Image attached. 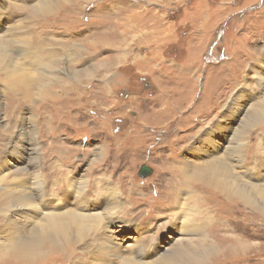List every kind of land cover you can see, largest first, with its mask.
I'll return each instance as SVG.
<instances>
[{"label":"rangeland","instance_id":"obj_1","mask_svg":"<svg viewBox=\"0 0 264 264\" xmlns=\"http://www.w3.org/2000/svg\"><path fill=\"white\" fill-rule=\"evenodd\" d=\"M22 123L30 162L18 151ZM143 164L151 171L140 177ZM200 165L228 190L191 180ZM32 173L46 194L5 205L2 190H32ZM73 179L88 190L67 194ZM116 201L127 227L113 244L103 231L26 255L45 214ZM170 252L264 264V0H0V264L147 263Z\"/></svg>","mask_w":264,"mask_h":264},{"label":"bare ground","instance_id":"obj_2","mask_svg":"<svg viewBox=\"0 0 264 264\" xmlns=\"http://www.w3.org/2000/svg\"><path fill=\"white\" fill-rule=\"evenodd\" d=\"M51 4L52 3H49L48 1H43L40 3L39 10L44 12V13L49 12L51 10L50 8L52 7ZM74 73H76V72H74ZM73 79L74 78H72V80ZM58 82H60V80ZM72 82H74V80ZM50 90H49V92L46 93L45 97L41 98V101L45 100V98L48 97V95H50ZM26 125L27 124L22 123V126H24V127H23V129H21V134L17 135V137L18 136L21 137L19 139L25 141L26 145L18 151L24 157H26L28 162H30L31 159L33 160L35 157V150L36 149L33 146L32 138L28 137L30 135V126L27 125L28 126L27 127ZM228 148H230V147H228ZM207 167H208L207 165H200L198 172L195 173V175L193 177L190 176L191 180H197V181L198 180H200V181L204 180L205 183L213 185L217 192H222V191L228 190L227 186L222 181H219L220 179L218 177H216L215 175L211 177V180L205 179L203 177V172L207 171V169H208ZM217 171H219V170H217ZM24 173L26 174L27 177H29L30 174L28 173V171H25ZM226 173L232 174L233 172L228 171ZM187 177L188 176H186V181H187ZM30 178L31 179H30L29 184L26 181H24V179H23L22 184L20 186H24V185L28 184L27 188L28 187H34V188H32V190H25V189L23 190L22 189V190L17 191L15 189L14 192L5 191L7 193H4L2 190V196H3L2 201H3V203L7 206L15 207V209L19 210V209H23L24 207H27L26 203L30 200V198H32V196L33 197H38V196L41 197L42 195L46 194L47 190L45 189V181L43 180V184L39 183L38 178L35 175H33V173H32ZM20 182L21 181H17V183H20ZM86 187H87V183L85 181H82V182L77 181L76 182L74 179L71 181H69V180L66 181V190H67L66 192H67V194H73L74 196H76V194H78L82 191H87L88 188L84 189ZM93 187L94 186H92L89 189V191H93L94 190ZM182 187H183V185H182ZM9 194L12 195L13 198H11V196ZM80 195L81 194H79L78 197H80ZM53 197L54 196H52L51 198H53ZM91 201H88L87 204H85L83 202L84 204L82 203L80 205V207H84V209H92L95 207V206H93L92 203H100L101 202L104 205L105 203L108 202V200H105L103 198H101L97 202L93 201L91 203ZM117 203H118V201H116L115 204L112 206V208H111L112 211L110 210V208L107 209L106 208L107 206H104V208H102L103 209L102 211H97L96 213L92 212V213L80 214V213L75 212L74 209H69V210L63 211L61 213L54 212V213L45 214L43 217V221L45 223L37 228V232L39 233V237H38L39 240L37 239L35 241L34 245L30 242L32 244V246L28 245L29 251H26V252L24 251V252L26 253L27 256H30V257L31 256H33V257H37V256L38 257H46L47 254L52 255V254H56V252H59V254H60V251L65 252L66 248L69 246V242L72 239H74L72 241L84 243L85 239L90 238L92 233L103 232V231L111 232V233H113V236L109 235V233H107L108 236H111V239H108L107 236L105 235V239H104V242L102 243V245L113 244L112 240L114 239L116 233H121L123 231V229L125 227H127V222L120 219V216H121L120 211L116 210ZM58 204H61V203H58ZM101 205L102 204H98L99 207H101ZM80 207H78V209ZM101 222H102V225H100ZM112 224L114 226L116 225L115 230H109V227ZM106 227H107V229H106ZM117 244L120 245V247L118 246V249L122 250L121 241L117 242ZM176 245H178V242ZM43 246L45 249L41 248ZM180 248H181V246H180ZM123 252H124V250H123ZM127 252H131V253L134 252L138 255L139 254L138 252H140V250L129 249ZM59 254H57V255H59ZM145 255H146V253H145ZM182 255H183L182 252H180L179 254H174L171 252L166 253L164 255L160 254L159 258L154 259V260H150L147 263H140V261L139 262L134 261L131 257H127V256L123 257L122 256L123 258H122V261L120 264H167V262H169L170 259H172L174 257L177 258L179 256L183 257V259H186L185 261L187 264H194V263L198 262L197 260H195L198 258L195 255L194 256H188L187 258L185 256H182ZM20 257H23V256H20ZM16 258H18V256H16ZM198 264H203V262L199 261Z\"/></svg>","mask_w":264,"mask_h":264},{"label":"water","instance_id":"obj_3","mask_svg":"<svg viewBox=\"0 0 264 264\" xmlns=\"http://www.w3.org/2000/svg\"><path fill=\"white\" fill-rule=\"evenodd\" d=\"M150 171H151V169L147 165L143 164L140 166V170H139L138 174L140 177H143L147 173H149Z\"/></svg>","mask_w":264,"mask_h":264}]
</instances>
